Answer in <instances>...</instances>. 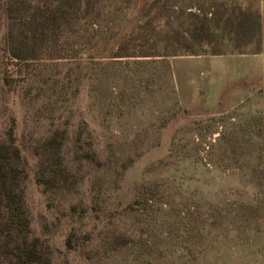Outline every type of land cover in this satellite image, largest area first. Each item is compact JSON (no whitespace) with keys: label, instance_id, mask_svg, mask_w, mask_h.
I'll return each mask as SVG.
<instances>
[{"label":"rangeland","instance_id":"rangeland-1","mask_svg":"<svg viewBox=\"0 0 264 264\" xmlns=\"http://www.w3.org/2000/svg\"><path fill=\"white\" fill-rule=\"evenodd\" d=\"M0 264H264V0H0Z\"/></svg>","mask_w":264,"mask_h":264}]
</instances>
